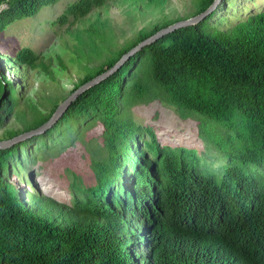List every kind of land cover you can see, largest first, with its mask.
Wrapping results in <instances>:
<instances>
[{
  "label": "trees",
  "instance_id": "trees-1",
  "mask_svg": "<svg viewBox=\"0 0 264 264\" xmlns=\"http://www.w3.org/2000/svg\"><path fill=\"white\" fill-rule=\"evenodd\" d=\"M59 1L0 0V33ZM115 1L128 14L152 8L162 19L118 47L96 13L88 30L104 61L61 97L21 95L7 66L23 82L27 70L51 74L49 66L30 48L5 61L0 52V141L45 124L74 91L182 18L164 13L167 0H79L57 23L84 22ZM225 1L204 21L136 53L46 133L0 150V264H264V10L222 30L211 20ZM193 2L194 17L214 0ZM157 101L183 119L195 116L196 136L221 169L195 148L161 144L131 117L134 107ZM12 115L21 128H5ZM96 125L104 157L92 162L95 184L84 188L76 178L69 203L18 184L38 155Z\"/></svg>",
  "mask_w": 264,
  "mask_h": 264
},
{
  "label": "rangeland",
  "instance_id": "rangeland-1",
  "mask_svg": "<svg viewBox=\"0 0 264 264\" xmlns=\"http://www.w3.org/2000/svg\"><path fill=\"white\" fill-rule=\"evenodd\" d=\"M78 1L60 0L56 4L42 8L34 17L16 20L0 33V52L4 56V61L5 58L14 57L21 49L30 48L49 66L51 74L42 69L27 70L24 82L20 78V72L7 66V77L19 85V93H23L21 95L24 97L38 98L42 94L61 97L72 89L74 82L86 74L87 69L97 67L104 61V56H99V52L95 50V39L88 30L96 20V13L100 14L101 21H107L109 27L107 30L112 31L118 47L135 38L141 29L149 28L161 20L163 15L152 8L143 10L144 13L128 14L127 11L130 10L128 5L115 1L110 3L107 13L96 10L84 22H74L73 18L69 17L66 24L57 23L65 10ZM195 8L193 0H167L164 13H173L174 17L179 16L187 20L193 17ZM2 9L3 6H0V11ZM262 10L264 0H226L211 23L222 30L228 29L241 19ZM80 31L83 33L82 39L77 37ZM99 44L100 41H97V46ZM62 64L66 66L65 69L62 68ZM21 109L28 110L23 101ZM130 114L138 124L152 128L161 144L195 148L198 155L207 154V159L213 164L214 169H221L223 162L215 159L214 152L207 151L196 136L195 116L183 119L176 108L158 101L136 106ZM7 126L21 128L22 123L12 115L5 128ZM3 129L0 130V134ZM101 133L102 128L96 125L83 131L75 142L58 145L42 158L38 155L36 163H29L28 170L23 171L18 177V184L40 195L69 203L74 197L70 186L76 178L84 188L96 182L92 162L104 157L101 151ZM250 168L253 169L255 166Z\"/></svg>",
  "mask_w": 264,
  "mask_h": 264
},
{
  "label": "water",
  "instance_id": "water-1",
  "mask_svg": "<svg viewBox=\"0 0 264 264\" xmlns=\"http://www.w3.org/2000/svg\"><path fill=\"white\" fill-rule=\"evenodd\" d=\"M222 3V0H214L212 5L203 13L194 16L192 18H189L187 20H180L179 22L168 26L167 28H164L154 34L153 36L149 37L148 39L142 41L140 44H138L136 47L131 49L128 53H126L112 68L108 69L106 72L98 75L97 77L93 78L91 81L87 82L86 84L82 85L80 88H78L76 91H74L67 99H65L56 109L54 114L51 116V118L42 126H40L37 129L31 130L29 132L23 133L21 135H18L12 139L0 141V150L1 149H7L10 148L24 140H27L29 138H32L34 136H38L41 134L46 133L49 129L54 127L59 120L64 116V114L68 111L70 106L79 98L80 95H82L84 92H86L88 89L100 84L101 82L108 79L110 76L115 74L132 56H134L136 53L144 49L150 44H153L157 40L163 38L164 36L176 31L177 29L196 25L202 21H204L206 18H208L212 13H214L217 8Z\"/></svg>",
  "mask_w": 264,
  "mask_h": 264
}]
</instances>
